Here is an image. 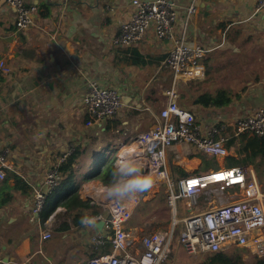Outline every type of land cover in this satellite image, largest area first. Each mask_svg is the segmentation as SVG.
<instances>
[{"label":"crops","instance_id":"0c3cea01","mask_svg":"<svg viewBox=\"0 0 264 264\" xmlns=\"http://www.w3.org/2000/svg\"><path fill=\"white\" fill-rule=\"evenodd\" d=\"M23 1L37 7L25 30L16 29L10 4L0 5V60L10 67L8 74L0 70V149L9 147L13 165L0 181V264L22 260L79 264L85 256L107 252L105 245L91 242L96 229L73 225L61 205L50 214L51 225L45 222L50 215L45 220L39 217L38 224L31 223L28 216L34 190L42 185L47 170L74 147L81 151L77 161L83 156L93 160L100 147L107 158L137 134L130 135L131 130L146 129L147 121L135 117L151 113L171 84L165 58L172 42L157 38L150 27L132 46L112 44L120 24L135 9L133 0ZM171 1L177 12L174 34L208 49L201 59L204 76L192 80L196 85L193 95L223 90L231 99L220 107L190 103L184 109L194 113L203 131L223 125L222 134L235 139L221 156H200L197 153H204L194 148L185 152L174 145L167 152L166 167L174 179L243 167L248 178L263 187L258 178L264 174L261 146L251 142L252 133L234 135L231 124L264 106V8L256 10L254 0ZM189 5L195 8L190 14ZM90 80L117 87L123 107L116 115L86 126L81 99ZM98 135L106 141L92 149ZM172 166L187 175L172 172ZM74 180L76 185L81 181L76 175ZM202 200L206 205L199 204L200 209L207 207V199ZM127 227L136 235L142 231L137 225ZM42 228L51 229L49 239L41 238ZM71 231H77L78 238ZM56 236L66 247L63 257L50 250L48 241Z\"/></svg>","mask_w":264,"mask_h":264},{"label":"built area","instance_id":"2783aa9c","mask_svg":"<svg viewBox=\"0 0 264 264\" xmlns=\"http://www.w3.org/2000/svg\"><path fill=\"white\" fill-rule=\"evenodd\" d=\"M254 1L256 10L264 8V0ZM7 2L14 10L16 29H27L32 24L37 7L25 4L23 0ZM132 3L135 9L131 17L120 24L112 44L116 47L132 46L153 27L157 38L172 42L165 58L172 79L171 84L164 88L167 101L157 113V123L119 145L112 163L122 150H136L144 162L145 172L153 177L150 190L164 187L170 224L141 236L136 235L127 227V222L149 190L135 203L122 205L98 195L101 181L89 180L80 192L82 198L98 208L96 214L89 215L96 220L91 242L108 245L110 249L89 257L84 264H165L171 253L175 228L180 224L179 243L188 254L221 251L233 244L252 255L263 256L264 191L255 179L248 178L243 167L218 168L179 179H174L166 167L167 152L174 145L185 152L194 148L207 155L226 154L228 138L222 134L223 125H213L203 131L196 123L194 113L177 103L178 82L204 76L205 67L201 59L208 49L200 44L188 43L183 36L174 34L177 12L171 0H133ZM187 11L189 14L194 12V6L189 5ZM0 70L8 74L10 67L0 60ZM81 102L85 108L86 126L116 115L123 107L120 90L115 86L101 85L96 80L88 82ZM231 128L234 135L247 132L264 137V106L236 119ZM71 151L47 170L42 185L34 190L28 216L31 223H40V212L46 197L61 179L58 165ZM9 152L8 146L0 149V181L13 169ZM201 194L207 199L204 209L199 208ZM179 202L185 215L180 216ZM100 221L103 223L97 227ZM45 222L51 225L52 215ZM50 237L51 229L42 228L41 238ZM17 264H28V260Z\"/></svg>","mask_w":264,"mask_h":264},{"label":"rangeland","instance_id":"374dc122","mask_svg":"<svg viewBox=\"0 0 264 264\" xmlns=\"http://www.w3.org/2000/svg\"><path fill=\"white\" fill-rule=\"evenodd\" d=\"M182 82H188V81H182ZM180 83V82H179ZM178 83V85H179ZM191 88H193L194 90L191 92V94H195V87L196 85L194 84V82L191 83V85H189ZM177 91V103L180 107L183 108H188L190 103H192V98L186 95V99L184 101V104L182 105L180 103V98L178 97L179 94V89L178 86L176 88ZM167 101L166 96H160L158 98V103L156 105L152 106V112L147 113L146 117H142V115H138L135 118L139 119V120H145L147 121V127H150L151 125L157 123V113L158 111L165 105ZM145 129V128H144ZM143 130V129H142ZM137 133V130H131L130 135H134ZM91 134L92 136H96L95 134V129L92 128L91 130ZM101 140V142H100ZM106 141L105 138H103L102 136L100 137V135L97 136V139H93V144H92V149L95 148V146H100L102 143H104ZM101 149L96 150V153L99 154L101 156V158H103V160L106 162H108V164H111L114 160V154H109L106 158V154L104 153L103 147H100ZM88 154L90 152V150H87ZM95 152V150H94ZM200 156L201 155H205V154H201V153H197ZM209 156V155H206ZM84 158H86V156L81 157L80 160H78L76 163L78 165L77 170H75V175L81 180L78 183V195L79 198L85 202L87 204V207L84 208L81 212L85 213V214H89L92 211L97 210L98 208L95 207V205L90 204V202H88L87 200H85L84 198L81 197V192L80 190L82 189V187L89 181H101V178L98 176H93L91 174L94 173V171L96 170V168H99V165H97L95 167L96 163H99L100 160L96 159L94 157L93 160H85ZM81 170V173L80 171ZM89 175V176H86ZM88 179V180H87ZM78 180L76 179V182ZM262 190L264 191V187H261ZM158 193H161L163 195V202H160L158 199ZM148 196L144 199L141 200L138 204V206L136 207V209L134 210L132 216L129 218L127 224H131V225H137L139 227L142 228V231L138 234V236H141L142 234H146V233H150L152 231H156L159 229H162L164 227H167L170 221V216L169 213L166 209V205H165V193H164V189L163 187H160L158 190H149L147 192ZM155 196V197H153ZM200 206L203 207L205 206V202L203 203V198L204 195L201 194L200 196ZM149 198V199H148ZM153 198V199H151ZM204 204V205H203ZM178 208L180 213V216L185 215V211L182 208L181 203L179 202L178 204ZM181 230V224L178 225L175 228L174 231V237L172 240V244H171V253L166 261L165 264H200L202 261H204L210 254V252H200V253H196V254H188L183 247L181 246V244L179 243V232ZM72 236L74 238H78V233L77 231H71ZM60 238L58 236L53 237L52 239H50L48 241V244L50 245V250L51 251H55L57 252V255H60L61 257H63L64 252L66 250V247L63 243L59 242ZM86 240V239H85ZM235 246L233 244H231L227 250L233 249ZM243 258L246 261H249L251 259V255H249L248 253H246L245 251L242 252ZM88 257L85 256L81 259L78 260L79 264H84L85 260Z\"/></svg>","mask_w":264,"mask_h":264},{"label":"trees","instance_id":"16d2710c","mask_svg":"<svg viewBox=\"0 0 264 264\" xmlns=\"http://www.w3.org/2000/svg\"><path fill=\"white\" fill-rule=\"evenodd\" d=\"M179 82V85L177 84L179 89L178 97L180 98L179 100L182 105L184 104V101L187 100L186 95L192 98L193 104H198L204 107L224 106L227 105L231 100L223 90H216L213 94L199 93L197 95H191V87L189 85H191L193 81L188 80V82ZM119 121L121 122V120ZM234 139L235 136L230 137L226 140L225 147L227 149L233 144ZM251 142L255 145L259 144L261 146V153L264 156V137L253 135L251 138ZM80 152L81 151L79 150V147H74L73 150L58 165V170L61 173V179L58 185L54 189H52V191L46 197L45 204L42 211L40 212L41 220H45L58 205L66 207L67 213L71 217L73 225H80L81 219L83 217L97 213V210L92 211L89 214H83V212H81L84 208L87 207V204L79 198L78 185H76L74 180L76 170L75 164ZM96 158L100 161L99 163L95 164V167L99 165V168H96L94 173L91 175L98 176L101 178V181L103 180L106 182L108 174L112 169L113 163L108 164V162H105L99 154H97ZM171 170L172 172H178L179 176L187 175V173L182 171L178 166H172ZM258 178L262 186L264 187V174L263 176H258ZM158 194L159 201L163 202L164 194ZM76 207H78V209ZM108 247V245H105L104 250L108 251ZM243 251L248 253L244 248H240L238 246H235L230 250L225 249L221 251L210 252L209 256L200 264H264V255L256 256L248 253L252 257L249 261H246L242 255Z\"/></svg>","mask_w":264,"mask_h":264},{"label":"clouds","instance_id":"9594fccd","mask_svg":"<svg viewBox=\"0 0 264 264\" xmlns=\"http://www.w3.org/2000/svg\"><path fill=\"white\" fill-rule=\"evenodd\" d=\"M152 184L153 177L145 172L144 162L136 150L124 149L117 154L107 181L100 182L98 195L117 204L131 205L150 190ZM95 223V218L89 216L81 219V224L86 228Z\"/></svg>","mask_w":264,"mask_h":264},{"label":"water","instance_id":"95a60500","mask_svg":"<svg viewBox=\"0 0 264 264\" xmlns=\"http://www.w3.org/2000/svg\"><path fill=\"white\" fill-rule=\"evenodd\" d=\"M6 1H7V0H0V5L3 4V3L6 2ZM102 223H103V221H100V222L97 223L96 226H97V227H100Z\"/></svg>","mask_w":264,"mask_h":264}]
</instances>
